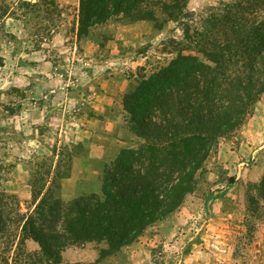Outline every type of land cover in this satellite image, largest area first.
Segmentation results:
<instances>
[{
    "label": "rangeland",
    "instance_id": "obj_1",
    "mask_svg": "<svg viewBox=\"0 0 264 264\" xmlns=\"http://www.w3.org/2000/svg\"><path fill=\"white\" fill-rule=\"evenodd\" d=\"M233 1L186 7L205 16ZM77 8L78 0H0V190L16 194L24 210L34 163L60 161L64 200L101 194L104 165L145 143L130 129L124 96L179 51L210 63L188 47L179 21L156 30L112 19L79 40ZM263 176L264 93L243 124L219 138L194 190L166 219L107 256L100 257L104 242L67 247L62 263L264 264V198L255 191ZM2 248L11 263L14 246ZM24 249L39 247L27 239Z\"/></svg>",
    "mask_w": 264,
    "mask_h": 264
},
{
    "label": "trees",
    "instance_id": "obj_2",
    "mask_svg": "<svg viewBox=\"0 0 264 264\" xmlns=\"http://www.w3.org/2000/svg\"><path fill=\"white\" fill-rule=\"evenodd\" d=\"M186 1L78 0L79 40L112 19L156 30L179 21L188 47L210 63L179 51L124 96L130 129L145 143L104 165L101 194L64 200L60 161L34 163L25 210L16 194L0 190V264H63L70 246L104 242L103 257L131 244L182 204L219 138L243 124L264 93V0L222 2L205 16ZM255 191L264 198V176ZM27 239L39 249L26 251ZM8 244L11 263L2 255Z\"/></svg>",
    "mask_w": 264,
    "mask_h": 264
},
{
    "label": "crops",
    "instance_id": "obj_3",
    "mask_svg": "<svg viewBox=\"0 0 264 264\" xmlns=\"http://www.w3.org/2000/svg\"><path fill=\"white\" fill-rule=\"evenodd\" d=\"M189 1V0H188ZM188 1H187V4H188Z\"/></svg>",
    "mask_w": 264,
    "mask_h": 264
}]
</instances>
